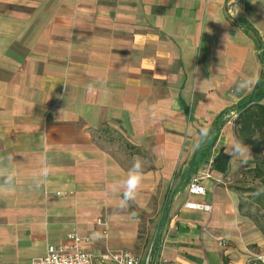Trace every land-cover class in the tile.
<instances>
[{
  "label": "crops",
  "instance_id": "obj_1",
  "mask_svg": "<svg viewBox=\"0 0 264 264\" xmlns=\"http://www.w3.org/2000/svg\"><path fill=\"white\" fill-rule=\"evenodd\" d=\"M260 53L264 0H0V156L13 154L17 172L0 187V264H30L74 232L95 256L143 257L154 244V264H244L263 251L234 182L253 152L242 166L227 154ZM224 111L189 175L201 129ZM136 158L145 180L121 209L115 182ZM45 159L52 172L37 187ZM206 171L204 193L190 194Z\"/></svg>",
  "mask_w": 264,
  "mask_h": 264
},
{
  "label": "trees",
  "instance_id": "obj_2",
  "mask_svg": "<svg viewBox=\"0 0 264 264\" xmlns=\"http://www.w3.org/2000/svg\"><path fill=\"white\" fill-rule=\"evenodd\" d=\"M254 37L256 36L253 33ZM256 38V37H255ZM257 47L260 49V41L256 39ZM259 58L264 65V53H260ZM264 68L262 69L256 84L253 88L249 99L237 105V113L235 116L236 136L240 142L248 145L253 152V167L246 171L254 178H257L259 183L264 186ZM228 111L220 114L212 123L210 131L206 139L201 141L197 150L194 153L193 159L189 164L187 172L189 175L195 173L199 167V161L206 160L211 155V148L216 141L220 126L223 123L222 116ZM206 140L209 144L206 145ZM260 201V200H259ZM261 204H263L261 202ZM242 205L239 201V210ZM264 230V229H263ZM153 253L156 250L152 245Z\"/></svg>",
  "mask_w": 264,
  "mask_h": 264
},
{
  "label": "built area",
  "instance_id": "obj_3",
  "mask_svg": "<svg viewBox=\"0 0 264 264\" xmlns=\"http://www.w3.org/2000/svg\"><path fill=\"white\" fill-rule=\"evenodd\" d=\"M210 176L208 171L193 176L188 184V192L193 195L203 194L205 188L202 185V181ZM185 206L205 211H210L212 207L211 204L199 202H186ZM97 223L103 226L106 225L101 219H97ZM88 241V237L81 236L75 232L70 233L67 235L64 243L60 245H48L45 253L32 258L30 264H94L95 257L102 264H154L156 261L152 246L149 247L143 257H139L127 249H106L95 256L82 248V244ZM157 264L162 263L158 260ZM244 264H264V250L261 252H251Z\"/></svg>",
  "mask_w": 264,
  "mask_h": 264
},
{
  "label": "clouds",
  "instance_id": "obj_4",
  "mask_svg": "<svg viewBox=\"0 0 264 264\" xmlns=\"http://www.w3.org/2000/svg\"><path fill=\"white\" fill-rule=\"evenodd\" d=\"M248 81H242L237 86V91H243L246 87ZM89 87H94L93 84H90ZM209 133L208 129H201V139L204 140L207 138ZM160 156H163L164 153L161 151L158 153ZM227 154L233 160H239L240 165H247L251 157V150L248 145L243 144L240 141L233 142L230 146H227ZM10 162H14V155L8 153L6 156H0V181L2 185L0 187H6L11 189L14 187L17 180L16 169L13 168ZM144 161L140 158H136L133 161L131 168L129 169L127 176L122 181H116L118 188H122V196L119 207L125 209L131 205L136 199L141 189V186L145 180V173L143 171ZM52 169L45 159L38 171L33 173V178H39V182L36 184L39 187L42 183H46L48 177L51 175ZM94 236H98V233H94Z\"/></svg>",
  "mask_w": 264,
  "mask_h": 264
},
{
  "label": "rangeland",
  "instance_id": "obj_5",
  "mask_svg": "<svg viewBox=\"0 0 264 264\" xmlns=\"http://www.w3.org/2000/svg\"><path fill=\"white\" fill-rule=\"evenodd\" d=\"M234 182L238 185L237 188L241 194L240 211L257 225L261 241L259 245L255 244V247L260 250L261 246H264V186L247 171H244Z\"/></svg>",
  "mask_w": 264,
  "mask_h": 264
}]
</instances>
